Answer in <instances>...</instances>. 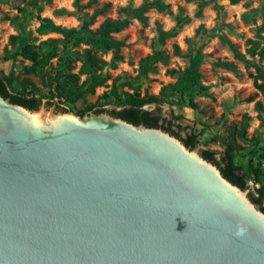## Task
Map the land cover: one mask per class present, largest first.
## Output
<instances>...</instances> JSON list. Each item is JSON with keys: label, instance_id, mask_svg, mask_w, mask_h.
Returning <instances> with one entry per match:
<instances>
[{"label": "water", "instance_id": "water-1", "mask_svg": "<svg viewBox=\"0 0 264 264\" xmlns=\"http://www.w3.org/2000/svg\"><path fill=\"white\" fill-rule=\"evenodd\" d=\"M60 108L0 95V264H264V212L196 148Z\"/></svg>", "mask_w": 264, "mask_h": 264}, {"label": "rangeland", "instance_id": "rangeland-1", "mask_svg": "<svg viewBox=\"0 0 264 264\" xmlns=\"http://www.w3.org/2000/svg\"><path fill=\"white\" fill-rule=\"evenodd\" d=\"M88 1L82 0L81 3L86 4ZM142 1L97 0L83 11L90 13L94 8L102 6L104 2L111 3L108 11L97 16L95 23L90 26V29L94 30L105 17L116 18L119 15V8L128 4L138 6ZM163 1L170 4L174 14L178 13L181 8L182 15L189 18L187 23L161 43L158 39L157 26L160 24L164 30H170L175 25L172 15L150 9L147 12L148 21L145 24L132 19L126 28L115 34L117 39L124 42L121 48L123 59L114 68L110 64L103 67L101 74L107 77L106 82L98 86L94 93H87L84 98L73 104L56 101L55 105L64 107L79 117L89 114L83 113L89 104L104 110L119 109L121 105L115 102L110 90L113 84L120 88V84L124 81H131L134 87H123V90L129 92L138 90L141 95H158L163 86L176 80L167 73V69L184 68L188 63L186 55L173 54V45L178 44L183 52L192 48L194 51L200 50L203 54V63L199 70L202 74V83L209 87L211 95L197 96L194 101L198 108L195 110L182 103L178 95H173L159 104H146L143 108L159 112L167 119L172 118V113L181 114L183 117L178 121L188 127L186 132L198 135V143L194 148L199 152L203 149L213 150L218 159L224 150L222 139L227 138L228 127L238 123L242 115L247 113L251 119L246 129V136L251 137L261 133L260 145L264 147V128L260 127L259 113L254 108L255 100H262L264 105V99L254 88L253 81L247 74L248 71L254 72V68L251 66L245 69L241 62L234 59L227 45L223 43L224 39H229L245 54L246 58L257 64H264V60L259 61L258 56L251 55L249 51L257 52L262 47L261 35H264V31H261L260 27L264 22V1L238 0L236 4H231L230 0H202L205 4L200 14L197 12L201 0ZM72 3L73 0H0V72L6 75L12 73L16 77L17 82L12 83V90H19V81L28 79L40 88L37 95L41 97V100L48 101V91L42 83L43 70H40L38 74H29L24 66L29 65L30 62L23 60L20 55L14 56L16 48L9 44V37L13 34L24 35L29 42L35 44L46 38L60 37V34L54 32H39L37 16L50 17L55 23L65 27H77L79 21L76 16L55 14V10L60 8L74 11ZM244 13H247V22L242 19ZM201 25L207 30L206 34H201V31L196 34ZM85 47L86 45L83 44L70 43L66 51L61 50L59 56L69 55L71 58L82 56ZM154 49L166 50L170 55L169 63L167 65L157 63L156 73H148L145 77L137 78L139 61L151 54ZM98 55L109 63L112 53L110 51L99 52ZM226 59L238 66L240 74H235L215 64L218 60ZM51 62L56 66L58 59L54 58ZM80 65V61L75 62L72 71L77 72ZM80 78L83 80L85 75L82 74ZM104 92L108 93L107 97H103ZM249 96H254L255 100L247 101ZM238 144L243 149L239 151L235 161L246 165L252 156L251 147L249 143L240 140ZM254 160H259L257 154ZM262 169V180L264 181V161H262ZM249 184L251 187L247 195L253 190L252 179H249Z\"/></svg>", "mask_w": 264, "mask_h": 264}, {"label": "trees", "instance_id": "trees-1", "mask_svg": "<svg viewBox=\"0 0 264 264\" xmlns=\"http://www.w3.org/2000/svg\"><path fill=\"white\" fill-rule=\"evenodd\" d=\"M82 0H73L74 11H68L64 8L55 10L56 15H74L79 21L77 27H65L55 23L50 17L37 16L39 32H54L61 36L58 38H46L38 44L29 42L27 37L20 34H13L9 37V44L16 48L15 55H20L23 60L30 62L24 66L29 74H38L42 72V83L48 91V104H55L56 101H64L73 104L77 100L85 97L87 93H94L98 86H102L107 77L102 76L101 71L107 64L116 67L117 63L122 61L121 48L124 46L123 40L115 37L116 33L126 28L132 19H136L142 24L148 21L147 12L155 9L159 12H166L173 16L175 25L170 30H164L160 24L157 26L158 39L161 43L166 38L173 36L177 30L187 23L188 17L182 15V9L179 8L178 13L174 14L169 3L163 0H143L138 6L128 4L119 8V15L116 18L105 17L96 29H90L95 23L97 16L103 15L111 7L110 2H104L102 6L96 7L92 12L83 11L91 3L97 0H89L86 4L81 3ZM194 1V0H186ZM238 0H230L231 4H236ZM204 1L199 4L198 14H200ZM218 7V6H216ZM242 19L247 22V13L242 15ZM264 31V22L260 27ZM206 34L207 30L204 26L197 29L196 34ZM262 47L256 52L249 50L251 55H257L259 61L264 60V35H261ZM83 44V55L74 58L60 57L61 50L66 51V47L70 44ZM223 43L227 45L234 59L241 62L245 69L251 66L254 72L248 71V76L252 79L254 88L264 99V64H257L248 58L240 49L229 39H224ZM60 47H62L60 49ZM190 47V46H189ZM111 52L110 62H106L98 53ZM174 55H186L188 63L184 68H168L167 73L175 78V82L163 86L158 95L144 94L141 95L138 90L129 92L123 90V87L133 88L131 81H124L118 88L115 84L111 87L110 93L119 109H109V114L133 123L134 125H144L147 127L161 128L165 131H171L186 146L194 148L198 143V135L192 132H186L187 126L182 124L176 125V129L172 128V121L164 118L159 112L144 109L143 106L150 103H160L166 101L173 95H178L181 102L192 109H197L198 105L194 101L197 96H209V87L202 83V74L200 73V65L203 63V54L200 50L188 49L183 52L178 44L173 45ZM57 58L58 64L54 66L52 59ZM170 55L166 50L154 49L151 54L139 61L137 78L145 77L148 73L157 72V63L167 65ZM80 61L81 65L77 72H73L75 62ZM215 64L221 68L240 74L238 66L230 60H218ZM84 74L85 78L81 80L80 76ZM16 81V77L11 73L9 75L0 72V95L12 103L20 104L30 109H36L41 104V97L37 95L40 90L30 80L23 79L19 81V90H12V83ZM120 89V90H119ZM257 96V93L255 94ZM108 93L104 92L103 97H107ZM255 100L254 96H249L247 101ZM254 108L259 113L260 127L264 128V105L262 100L254 101ZM67 111L66 108H60ZM103 108L95 107L89 104L83 113H100ZM172 119L181 120V114H171ZM250 116L244 113L238 123L231 124L228 127V135L226 139H222L224 150L218 159L216 152L209 149L201 150L202 156L213 162L219 168L221 174L231 183L239 186L241 189H249V179H252L253 190L249 194L251 200L257 204L261 211L264 212V181L262 180L263 169L262 161H264V147L260 145L261 133L251 137L246 136V129L249 125ZM238 140L249 143L251 158L246 165L236 163L235 159L241 149H243ZM257 154L258 161L254 160Z\"/></svg>", "mask_w": 264, "mask_h": 264}, {"label": "flooded vegetation", "instance_id": "flooded-vegetation-1", "mask_svg": "<svg viewBox=\"0 0 264 264\" xmlns=\"http://www.w3.org/2000/svg\"><path fill=\"white\" fill-rule=\"evenodd\" d=\"M105 112H107V113H109L108 111H109V109L108 110H104ZM104 111H102V112H104ZM89 113V112H88ZM92 113V112H91ZM169 120H171L172 121V123H173V125H172V128L173 129H176V125H178L180 122L178 121V120H175V119H172V118H169ZM181 124V123H180ZM169 133H171V134H173L171 131H168ZM174 135V134H173Z\"/></svg>", "mask_w": 264, "mask_h": 264}]
</instances>
